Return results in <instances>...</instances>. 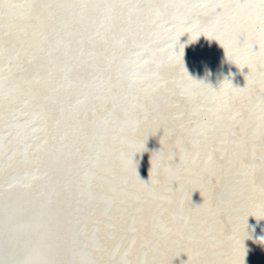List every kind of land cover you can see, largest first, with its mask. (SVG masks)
Here are the masks:
<instances>
[{
  "label": "bare ground",
  "instance_id": "bare-ground-1",
  "mask_svg": "<svg viewBox=\"0 0 264 264\" xmlns=\"http://www.w3.org/2000/svg\"><path fill=\"white\" fill-rule=\"evenodd\" d=\"M260 3L0 0V264H264Z\"/></svg>",
  "mask_w": 264,
  "mask_h": 264
},
{
  "label": "snow or ice",
  "instance_id": "snow-or-ice-1",
  "mask_svg": "<svg viewBox=\"0 0 264 264\" xmlns=\"http://www.w3.org/2000/svg\"><path fill=\"white\" fill-rule=\"evenodd\" d=\"M86 7H88L89 10L93 14H96V13L99 12V8L97 6H95V5H91V6L86 5ZM205 7H214V8H222V7H224V8H226L227 6L226 5H222V4H216V5H211V6L206 5ZM237 7H247V5L241 4V5H237ZM259 7H260L261 11L264 12V0H261V3L259 5ZM73 15H75V13H73ZM188 31L189 32H193L194 30L189 28ZM207 31H208L207 29H204L205 33H207ZM192 38H195V37L193 36ZM221 42L223 43V41H221ZM261 160L264 161V155L261 156ZM244 166L245 167H249L250 165H248L247 161H245L244 162ZM262 191H264V188H262ZM237 243H239V242H237Z\"/></svg>",
  "mask_w": 264,
  "mask_h": 264
},
{
  "label": "clouds",
  "instance_id": "clouds-1",
  "mask_svg": "<svg viewBox=\"0 0 264 264\" xmlns=\"http://www.w3.org/2000/svg\"><path fill=\"white\" fill-rule=\"evenodd\" d=\"M221 44V43H220ZM222 45V44H221ZM223 46V45H222ZM224 47V46H223ZM225 49V48H224ZM225 52H226V56L228 57V59L229 60H231L230 58H229V56H228V54H227V50L225 49ZM185 72H186V74L188 75V73H187V71H186V69H185ZM206 74L207 75H210L211 73H210V71L209 70H206ZM188 77L190 78V79H192L189 75H188ZM194 82H196V83H203V82H201V81H197V80H195V79H192ZM205 84V83H204ZM207 85V84H206ZM209 86V85H208ZM142 181V180H141ZM144 182V181H143ZM248 231H246V228H245V233H247ZM245 238H247V235L245 236ZM244 238V239H245ZM259 240H264V237H260L259 238Z\"/></svg>",
  "mask_w": 264,
  "mask_h": 264
}]
</instances>
